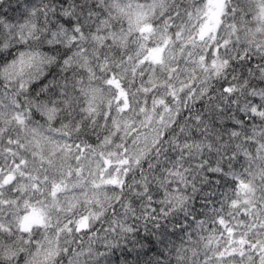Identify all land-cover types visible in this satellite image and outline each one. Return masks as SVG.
Wrapping results in <instances>:
<instances>
[{"label":"clouds","instance_id":"clouds-1","mask_svg":"<svg viewBox=\"0 0 264 264\" xmlns=\"http://www.w3.org/2000/svg\"><path fill=\"white\" fill-rule=\"evenodd\" d=\"M0 264H264V0H0Z\"/></svg>","mask_w":264,"mask_h":264}]
</instances>
